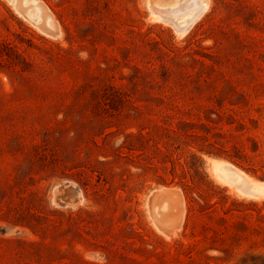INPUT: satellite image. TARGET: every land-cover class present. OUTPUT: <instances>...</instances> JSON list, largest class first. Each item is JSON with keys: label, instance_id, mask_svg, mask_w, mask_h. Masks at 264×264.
Segmentation results:
<instances>
[{"label": "rangeland", "instance_id": "rangeland-1", "mask_svg": "<svg viewBox=\"0 0 264 264\" xmlns=\"http://www.w3.org/2000/svg\"><path fill=\"white\" fill-rule=\"evenodd\" d=\"M204 1L0 0V264H264V0Z\"/></svg>", "mask_w": 264, "mask_h": 264}, {"label": "bare ground", "instance_id": "bare-ground-1", "mask_svg": "<svg viewBox=\"0 0 264 264\" xmlns=\"http://www.w3.org/2000/svg\"><path fill=\"white\" fill-rule=\"evenodd\" d=\"M196 2L202 3V5H205L204 0H196ZM192 7H191V10H192ZM180 8L183 9L184 6H181ZM192 14H193V12H191V13L185 12L184 14H182L181 18H180L181 20L179 23L182 24L185 21H187L186 20L187 18H185V17H188ZM227 164L228 163H226L225 161H222V160H214L211 163V169L213 170V172L215 173V175L217 176V178L219 179L220 182L232 183V181H235V187H237L242 193H244L250 197H262V196H264V183H259L246 174H243L244 176L238 175L237 173L232 171V169H231L232 167H229ZM238 171H240V170H238Z\"/></svg>", "mask_w": 264, "mask_h": 264}]
</instances>
